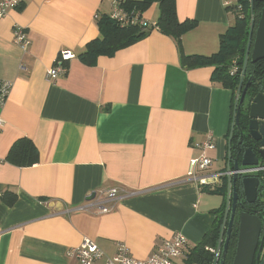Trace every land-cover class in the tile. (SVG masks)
Listing matches in <instances>:
<instances>
[{"label":"crops","instance_id":"obj_1","mask_svg":"<svg viewBox=\"0 0 264 264\" xmlns=\"http://www.w3.org/2000/svg\"><path fill=\"white\" fill-rule=\"evenodd\" d=\"M114 1L22 0L0 19V80L13 82L0 105V264H81L68 250L85 239L104 252L93 264H107L121 243L146 259L178 231L188 245L175 264H189L215 222L225 198L216 190L228 176L201 182L190 162L204 153L213 164L198 176L227 172L237 93L213 78V66L185 67L181 51L218 52L237 0H176L178 20L196 23L180 43L153 28L85 62ZM143 16L157 23L158 2ZM17 26L31 39L27 49L14 41ZM64 50L75 56L50 81ZM209 135L215 147L204 150ZM22 138L38 150L32 165L14 162L23 158L22 147L11 152ZM112 187L123 197L106 203L110 211L79 208Z\"/></svg>","mask_w":264,"mask_h":264},{"label":"trees","instance_id":"obj_2","mask_svg":"<svg viewBox=\"0 0 264 264\" xmlns=\"http://www.w3.org/2000/svg\"><path fill=\"white\" fill-rule=\"evenodd\" d=\"M154 2H158L160 8V16L156 23L157 28L166 34L172 35L180 43L182 35L194 27L196 23L192 20H186L184 22L178 20L176 0H125L122 5L127 10H135L144 13V11ZM239 6L242 7L241 10H239ZM228 8L235 14V23L233 27L221 37L219 51L209 56H201L186 55L181 49V59L182 64L188 68L196 66H213V78L216 80H223L225 85L234 89V91L238 93L245 64L251 23L255 20L257 24L261 16L262 8L258 7L257 3H255L254 8H252L251 0H237L236 4L229 6ZM99 26L101 36L91 41L88 44L86 51L81 55V59L85 62H92L100 54H113L115 51L143 38L154 28H144L139 25L121 26L110 16L103 17L99 21ZM234 60H237V63L240 65L241 74L231 73ZM250 75H255L257 78H263L262 82H264V59L259 60L256 63H248L244 83L248 81ZM235 105L236 100L234 101L233 107H235ZM248 124V106H245L242 108L240 118V126L244 134L249 131ZM235 131H237L238 134L240 133L236 128ZM236 137L237 135L234 133L232 140H235ZM20 147H22L23 158L20 161L14 162L20 165H32L38 161V150L30 140L22 138L14 144L11 152L17 151ZM233 152H235V150H233ZM224 180H226V183H224L220 189L216 190L217 193L225 195L224 203L214 211L216 219L210 231L202 242L192 249L188 260L189 264L214 263L216 255L207 249V247H216L220 240L228 194V178H224ZM10 199L13 200L8 202L12 204L16 198L13 196ZM236 223L237 226L235 228L233 227L230 235L229 249L225 264H232L235 256L238 241L239 216ZM227 227L228 222L225 228L224 238L226 237Z\"/></svg>","mask_w":264,"mask_h":264},{"label":"water","instance_id":"obj_3","mask_svg":"<svg viewBox=\"0 0 264 264\" xmlns=\"http://www.w3.org/2000/svg\"><path fill=\"white\" fill-rule=\"evenodd\" d=\"M252 8H254V1ZM264 59V8L262 9L259 21L253 20L250 28L249 41L246 50L245 64L239 84L240 94L234 108V117L232 131L236 128L240 132V139L234 147L232 137L229 139L228 153V170L237 171L232 177H228V194L227 205L223 226L221 229L220 240L217 245V254L213 264H225L230 235L233 230V225L238 208H241L239 213V231L238 241L235 256L232 264H264V231L262 230V215L253 214L246 207L239 193L238 184L243 188L246 201L253 203L258 196V185L260 177L251 173H246L252 167H258L259 158L264 161V91H259L256 94H249L250 88H264L263 78H257L255 75H250L248 81L244 83V77L247 74L248 63H256ZM263 90V89H262ZM255 95V96H254ZM247 101V102H246ZM248 106L249 130L250 135L254 140L259 141L260 149L255 150L252 146L243 145V130L240 126V118L242 108ZM263 121V123H260ZM238 149L237 152H233ZM233 164V165H232ZM264 166V162L262 163ZM261 166V167H262ZM264 173V169L262 170ZM219 177H226L224 175ZM95 193L87 199L94 198ZM264 220V219H263ZM228 221L227 233L225 228ZM220 252V253H219Z\"/></svg>","mask_w":264,"mask_h":264},{"label":"built area","instance_id":"obj_4","mask_svg":"<svg viewBox=\"0 0 264 264\" xmlns=\"http://www.w3.org/2000/svg\"><path fill=\"white\" fill-rule=\"evenodd\" d=\"M125 0H115L112 6V11L110 17L121 26L129 25H139L144 28L154 27L157 28L156 23H152L144 18L143 13L135 10H127L124 8L122 3ZM22 0H0V19L3 18L10 9L18 8ZM242 7L239 6V10ZM14 41L19 44L23 49H27L31 44V39L29 38L26 29L21 26H17L14 29ZM75 56L71 51L64 50L61 53L62 60L55 64L47 71V78L50 81L56 80L60 75L66 71V66L64 61L71 59ZM234 65L232 67V74H241V67L237 63V60L233 61ZM22 69H25V66L22 65ZM13 87V82L9 80H0V105H4L9 93ZM240 94L237 93L236 102L239 99ZM3 120L0 119V132L3 127ZM202 149L206 150L207 148H214L215 143L212 139V136L209 135L203 143L199 145ZM213 164V159L206 156L202 153L199 157H196L190 162V171L189 175L201 182H208L213 178L218 176H228L232 177L237 171L228 170L223 174L218 175H204L198 176L197 170L206 171ZM262 167H252L246 173H254L256 171H262ZM123 197L120 195V190L118 187H112L107 190L103 198L94 199L89 203H86L79 208L88 209L91 206H96L100 212H108L111 207L106 203L109 201L116 200ZM188 245V238L186 235L180 231L175 232L174 235L165 240L157 249L146 259H137L132 256L130 248L127 244L121 243L119 245L118 251L112 255L108 256L106 261L107 264H175V261L178 257L182 256L185 253V250ZM215 255L217 254V248L207 247ZM220 253V252H219ZM68 255L79 260L81 264H93L96 260L104 256L102 249L91 239H85V241L77 247L70 248L68 250Z\"/></svg>","mask_w":264,"mask_h":264},{"label":"flooded vegetation","instance_id":"obj_5","mask_svg":"<svg viewBox=\"0 0 264 264\" xmlns=\"http://www.w3.org/2000/svg\"><path fill=\"white\" fill-rule=\"evenodd\" d=\"M257 3L258 7H261L262 9L264 8V0H255L254 1V4ZM263 89V90H262ZM264 91V88H256V89H253L252 87L250 88V92L249 94L253 95V94H256L257 92L259 91ZM255 96V95H254ZM247 109V107H246ZM245 113V112H244ZM249 116V114H248ZM249 120H250V116H249ZM260 123H263V121H260ZM235 133V135H237L236 139L232 141V145L235 147L236 146V143L239 141L241 135L240 133L238 134L237 131H235V128L233 131H231V135L233 136V134ZM231 136V137H232ZM243 145H248V146H252L255 150H258L261 148L260 144H259V141L257 140H254L252 138V136L250 135V130L245 132V134H243ZM235 150V153L237 152L238 149H234ZM259 165L258 167H261L262 166V163L264 162L262 160V158H259ZM253 175H257L260 177V182H259V185H258V196H257V199L255 202L253 203H249L246 201V197H245V194H244V191H243V188L238 184V189H239V193L242 197V200L243 202L245 203L246 207H248L249 211L253 214H258V215H262V230L264 231V173L263 171H256L254 173H252ZM241 211V208L239 207L238 210H237V213H236V217H235V221H234V225L233 227L235 228L237 226V218L239 216V213ZM255 264V263H254Z\"/></svg>","mask_w":264,"mask_h":264},{"label":"rangeland","instance_id":"obj_6","mask_svg":"<svg viewBox=\"0 0 264 264\" xmlns=\"http://www.w3.org/2000/svg\"><path fill=\"white\" fill-rule=\"evenodd\" d=\"M236 2V1H235ZM247 102V101H246ZM219 173H223V172H219ZM233 176V175H232ZM221 200H222V203L221 204H223L224 203V199L223 198H220ZM220 206H222V205H220ZM228 222V221H227ZM225 239V238H224Z\"/></svg>","mask_w":264,"mask_h":264}]
</instances>
